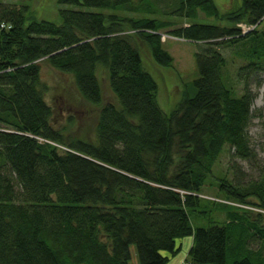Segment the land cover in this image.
Wrapping results in <instances>:
<instances>
[{"label": "trees", "instance_id": "obj_1", "mask_svg": "<svg viewBox=\"0 0 264 264\" xmlns=\"http://www.w3.org/2000/svg\"><path fill=\"white\" fill-rule=\"evenodd\" d=\"M60 3L77 8L62 9L56 23L0 0V264H131L132 245L140 264H168L185 237L194 238L188 264H255L250 256L259 250L241 251L254 236L264 240L261 213L252 219L231 209L227 225L200 227L191 212L212 178L224 200L264 210V174L242 184L236 163L215 174L226 150L244 160L255 155L250 77L264 72V0L225 12L215 0H180L176 14L201 11L220 23L189 21L169 33L170 21L147 16L154 14L148 0ZM242 22L256 27L243 34ZM163 34L202 43L196 93L185 92L169 112L139 49L173 65ZM236 43L245 60L241 91L226 84L220 49ZM44 65L70 74L80 96L99 108L92 137L55 126ZM100 66L116 102L104 100ZM232 227L241 240L234 242Z\"/></svg>", "mask_w": 264, "mask_h": 264}, {"label": "rangeland", "instance_id": "obj_2", "mask_svg": "<svg viewBox=\"0 0 264 264\" xmlns=\"http://www.w3.org/2000/svg\"><path fill=\"white\" fill-rule=\"evenodd\" d=\"M5 3H13L16 5H29L30 12L37 20H49L56 23H62L61 10L64 8H77L68 4H61L60 0H3ZM218 8L225 12L221 2L224 0H215ZM242 0H233V3L239 4ZM154 6V14H147L160 20L170 21L171 25L167 28L169 33L172 29L182 25H188L189 21L201 22L207 24L220 23L215 17L207 16L203 12H199L195 17H187L176 14L174 11L178 9L180 0H148ZM87 10L103 11L102 9L89 8ZM112 10H105L111 12ZM123 15L140 17L141 14L135 11H120ZM261 38L264 39V22L259 27ZM257 36V35H255ZM202 43L187 41L184 39L167 38L163 41V48L173 57V65L166 67L159 65L148 57L145 49L150 53L149 47H139L142 59L147 70H149L156 78L159 84V102L162 108L169 112L175 108L176 104L182 99L185 92L195 95L196 86L194 81L198 78V67L196 61V52L201 50ZM241 43L222 45L221 51L227 58V65L224 69V80L229 87L236 88L241 91L244 87L243 81L238 73L240 67L245 64V60L241 58ZM99 77L104 92L105 102H116L115 95L109 88L106 80V69L102 66L99 68ZM43 78L49 85L47 93V101L54 110V121L56 127L65 126L69 133L74 137L94 135L95 124L98 117L99 108L85 101L79 94L73 77L61 72L51 66H43ZM250 82L252 89L256 94L253 105V115L248 126V134L251 139V146L254 149V157L251 160H244L234 156V149L226 150L220 157L215 167V174L218 175L222 171L231 168L232 164L240 165L242 168L239 176L242 184L261 179L264 174V72H254L251 74ZM72 122V123H71ZM69 123H71L69 125ZM70 137L69 135H67ZM71 138V137H70ZM232 177V172H231ZM222 198V199H221ZM226 195L218 190V180L212 178L204 189L202 195L201 206L191 212V219L195 226L208 227L213 225H227L229 220L227 211L235 209L244 213L248 211V216L255 219L258 213L262 214V222H264V213L260 212L256 205L252 203L240 204L233 201L224 200ZM255 199H251L254 201ZM245 214V213H244ZM246 215V214H245ZM244 215V216H245ZM245 223H250L249 219H243ZM235 227H232L234 242L241 240V232L238 230L236 234ZM237 246V245H236ZM242 251L251 254L250 250H259L260 252L251 255L255 264H264V240L259 236H254L250 240V245L245 243ZM132 260L131 264H140L137 256L135 245L131 246ZM247 253V254H246ZM188 263V262H187Z\"/></svg>", "mask_w": 264, "mask_h": 264}, {"label": "crops", "instance_id": "obj_3", "mask_svg": "<svg viewBox=\"0 0 264 264\" xmlns=\"http://www.w3.org/2000/svg\"><path fill=\"white\" fill-rule=\"evenodd\" d=\"M216 2V1H215ZM224 6L225 10H230L235 5L233 0H224L220 4ZM238 5V4H237ZM194 238L193 237H185L178 240V245L180 246V251L178 254L170 258L168 264H188L187 263V255L193 245Z\"/></svg>", "mask_w": 264, "mask_h": 264}, {"label": "built area", "instance_id": "obj_4", "mask_svg": "<svg viewBox=\"0 0 264 264\" xmlns=\"http://www.w3.org/2000/svg\"><path fill=\"white\" fill-rule=\"evenodd\" d=\"M4 26V25H3ZM238 27H240L241 31L243 34H246L247 32L255 29V25H250L248 23H245V22H242V23H239L238 24ZM167 38H174V39H178L177 37L175 36H170V35H167V34H163L162 36V40L165 41ZM260 212H263L264 213V210H261V209H258Z\"/></svg>", "mask_w": 264, "mask_h": 264}]
</instances>
